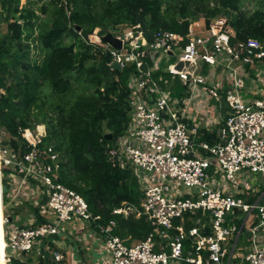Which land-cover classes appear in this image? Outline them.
I'll return each instance as SVG.
<instances>
[{"label": "built area", "instance_id": "1", "mask_svg": "<svg viewBox=\"0 0 264 264\" xmlns=\"http://www.w3.org/2000/svg\"><path fill=\"white\" fill-rule=\"evenodd\" d=\"M221 21L199 17L184 34L159 28L151 41L138 23L123 24L108 32L119 48L102 36L92 42L120 67L134 63L127 125L106 146L111 161L135 175L141 193L139 208L113 212L144 215L153 230L143 240L125 244L114 234V221L92 230L99 217L60 182L67 159L44 141V124L20 129L25 152L2 145L0 131L6 261L32 252L44 258L47 250L57 263L75 264L68 252L36 246L49 236L70 239L65 224H71L85 248L96 239L100 264H264V241H257L264 229V42L232 40L231 26ZM176 81L179 95L170 89ZM213 131L216 142L195 140ZM254 174L263 188L261 199L249 204L238 195L260 190L250 184ZM25 206V216L14 214ZM236 210L256 211L259 219L247 225L251 243L244 252H234L229 242L236 226L228 218Z\"/></svg>", "mask_w": 264, "mask_h": 264}, {"label": "trees", "instance_id": "2", "mask_svg": "<svg viewBox=\"0 0 264 264\" xmlns=\"http://www.w3.org/2000/svg\"><path fill=\"white\" fill-rule=\"evenodd\" d=\"M244 1L49 0L40 8L49 19L38 23V15L28 3L0 0V21L6 27V32L0 34L1 144L14 149L20 146L25 152L29 147L20 129L44 124V141L53 143L67 159L61 163L60 182L80 194L92 215L99 217L92 223V230L98 231L114 221V234L125 244L145 239L153 227L144 215L113 212L125 206L139 208L141 193L132 171L111 161L105 137L107 132L113 137L120 135L127 125V84L134 63L112 68V56L93 47L92 42L119 25L136 24L138 12L149 29L181 34L191 20L204 17L208 23L211 18L226 16L234 33L232 40L255 38L264 42V7L245 9ZM158 75L154 74L156 80ZM175 83H171V93L179 95L181 89L178 81ZM226 109L223 102V114ZM37 112L41 116L31 123V114ZM195 140L214 143L218 138L213 131ZM238 196L252 204L258 194L247 199L242 194ZM242 212L236 210V215ZM232 220L237 230L243 216ZM58 241L59 236H49L44 239V248L58 250ZM188 242L184 240V249ZM32 254L35 252L10 256L6 264H32ZM43 254L44 258L37 256L41 264L62 263L54 261L47 250Z\"/></svg>", "mask_w": 264, "mask_h": 264}, {"label": "crops", "instance_id": "3", "mask_svg": "<svg viewBox=\"0 0 264 264\" xmlns=\"http://www.w3.org/2000/svg\"><path fill=\"white\" fill-rule=\"evenodd\" d=\"M203 106H205V104L203 103ZM219 111V110H218ZM218 111L215 112V114L218 113ZM254 178V175H251V177L249 178V181L252 180ZM251 184V183H250ZM2 185L4 184H1V179H0V187L2 188ZM252 185V184H251ZM254 186V185H253ZM255 189H257V187H255ZM259 190V189H258ZM5 193V192H3ZM3 193H2V189L0 190V202L2 203L1 204V212H2V216H4L5 214V211L3 210ZM257 200H260L261 199V190L257 191V192H253V193H250L248 195H243L246 199L249 198V197H254L255 195H257ZM29 207H21L20 209H18V215H24L26 214L28 211H29ZM16 211V210H15ZM14 211V213H15ZM25 216V215H24ZM240 216H243V220H242V223H241V226L239 229H237L235 232H234V235L233 237H231L230 239V244L232 246H234V252H244L247 248H248V245L251 243L250 241H248V232H247V225H252V226H256V225H259V219L256 218V212L255 211H250V212H242V214L240 215H236L235 218L239 219ZM233 219V218H232ZM230 219V222H233L234 220ZM247 220V222L245 221ZM1 221L2 223L0 224V228L2 230V234H1V237H0V247L2 248V251L6 248L4 246L1 245V242L5 240V237H4V227H3V219L1 218ZM246 222V223H245ZM234 224V223H233ZM235 225V224H234ZM69 226V229H67V231H72V226L71 224H68ZM244 227V231L241 232V229ZM263 230L262 231L260 230V234L258 235V238H257V241L259 242H263L264 241V234H263ZM74 231V229H73ZM75 232V231H74ZM68 233H71V232H68ZM76 233V232H75ZM241 234V238L239 239V235ZM80 238V235L77 234ZM2 238V240H1ZM239 239V240H238ZM69 240V239H68ZM6 242V240H5ZM77 242V243H76ZM75 243L73 244H70L68 241H67V244H65V246H63L62 244H60V247L63 248H67L66 252L69 253V255H72V256H69V259L71 258V260L73 261L74 260V263L75 264H86L85 262H88L89 264H100V256H99V248L98 246L96 245L97 244V241L96 239L93 240V238H89L88 241V246L87 248H85V250L87 251H90V254L89 256L83 254V249L82 247H80L78 244H80V241H76ZM44 242H41V243H38L36 246H39L40 247H43ZM6 244V243H5ZM57 244H59V242H57ZM56 247V246H55ZM57 248V247H56ZM62 249H58L60 250L61 252ZM57 250V249H56ZM34 251H37V247L35 248ZM6 252V251H5ZM64 253V252H63ZM3 257H4V253H3ZM0 258V264H4L3 263V259L4 258ZM5 261H6V258H5Z\"/></svg>", "mask_w": 264, "mask_h": 264}, {"label": "rangeland", "instance_id": "4", "mask_svg": "<svg viewBox=\"0 0 264 264\" xmlns=\"http://www.w3.org/2000/svg\"><path fill=\"white\" fill-rule=\"evenodd\" d=\"M49 0H20V4L24 5V4H27L29 5V8L34 11V15H38V20L37 22L38 23H44V22H47L48 19H49V16L47 14H44L40 11V8L42 5H45L46 3H48ZM257 6H260V7H264V0H245L244 1V4H243V8H247V9H251V8H255ZM215 18H220L222 19V21H225L227 20V17L226 16H219V17H215ZM221 21V22H222ZM4 32H6V27H5V23L0 21V34H3ZM37 31H35V34H36ZM96 38V37H95ZM66 41L68 42V39H66ZM94 43V42H93ZM93 47H95V44L92 45ZM120 67V66H119ZM127 98V97H126ZM41 116L40 114H38V112L34 115V114H31L30 116V122L31 123H35L37 122V119L38 117ZM250 183L252 184V186L254 185L255 187H257L258 189H261L263 188V180L262 178L260 177V175H257V174H254V178L252 180H250ZM65 227L67 229H69V226L68 224H65ZM71 233H68V236L70 237V240H68L67 238H64L62 239L59 244H57V242L55 243L56 247L58 249H62V247H60V244H64L63 246H65V244H67V241L70 243V244H73L75 243L78 239H79V236L77 235V233H75L72 229V231H70ZM5 240H4V246H5ZM77 243V242H76ZM54 245V246H55ZM80 247L84 248L83 249V254L89 256L90 254V251H87L85 250V247L83 246V244L80 242V244H78ZM67 248H63L62 251L63 252H66ZM8 252V250H7ZM3 253H4V259H3V263L6 264L7 261H5V250H3ZM33 255V254H32ZM32 259H33V263L32 264H41V262L38 260V257L36 255H33L31 256ZM86 264H89L88 262H85Z\"/></svg>", "mask_w": 264, "mask_h": 264}, {"label": "water", "instance_id": "5", "mask_svg": "<svg viewBox=\"0 0 264 264\" xmlns=\"http://www.w3.org/2000/svg\"><path fill=\"white\" fill-rule=\"evenodd\" d=\"M136 22L139 24L140 28L144 32V35H145L146 39L148 41H151L152 38H153L152 30L149 29L146 26L145 20H144V18L142 16V13L141 12H138L136 14ZM102 40L105 41V42H109L110 44H112L116 48H119L120 47V41H118L117 39L113 38L109 33H106L104 36H102ZM110 65H111L112 68L120 69L118 63L115 62V61H112ZM181 66H182V64L179 63L177 65V68L180 69ZM142 69H145V65H143ZM105 137L108 140H110V139H112V134L111 133H107V134H105ZM1 189H2V192H5L6 193V191H7L6 185H2V188Z\"/></svg>", "mask_w": 264, "mask_h": 264}, {"label": "bare ground", "instance_id": "6", "mask_svg": "<svg viewBox=\"0 0 264 264\" xmlns=\"http://www.w3.org/2000/svg\"><path fill=\"white\" fill-rule=\"evenodd\" d=\"M0 190H1V187H0ZM1 202H0V224L2 223V221H1V218H2V212H1ZM1 234H2V230H1V228H0V237H1ZM1 240H2V238H1ZM1 245L3 246V248H4V241H2L1 242ZM5 250V249H4ZM3 257V251H2V248L0 247V258H2Z\"/></svg>", "mask_w": 264, "mask_h": 264}]
</instances>
